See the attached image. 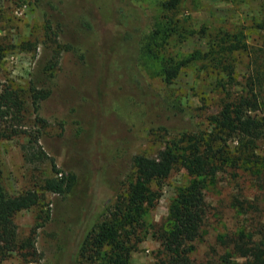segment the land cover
<instances>
[{
	"label": "rangeland",
	"instance_id": "obj_1",
	"mask_svg": "<svg viewBox=\"0 0 264 264\" xmlns=\"http://www.w3.org/2000/svg\"><path fill=\"white\" fill-rule=\"evenodd\" d=\"M48 1L0 0V89L20 102L18 112L3 107L0 114L1 184L9 195H38L13 217L17 237L32 246L0 264H70L82 235L123 204L134 155L177 152L185 134L211 129L208 116L221 96L211 50L223 37L256 38L255 23L264 22V0H177L172 8L163 6L166 0ZM124 31L134 36L131 67L115 71L127 58L113 46ZM182 60L165 81L163 65ZM246 60L237 56L239 81ZM35 91L45 95L33 103ZM258 153L263 167L264 143ZM260 175L241 164L203 179L206 212L192 242L194 263L225 256L223 264H250L234 256L228 240L264 224ZM50 178H62L64 192L46 189ZM189 180L178 166L150 182L154 198L130 236V264L160 262L154 231L168 222L170 204Z\"/></svg>",
	"mask_w": 264,
	"mask_h": 264
},
{
	"label": "trees",
	"instance_id": "obj_2",
	"mask_svg": "<svg viewBox=\"0 0 264 264\" xmlns=\"http://www.w3.org/2000/svg\"><path fill=\"white\" fill-rule=\"evenodd\" d=\"M163 3L164 7L172 8L177 0ZM57 12L61 14L58 8ZM83 24L90 26L87 21ZM255 28L258 34L256 38L248 40L245 36L236 35L223 37L211 50L208 62L218 75L221 91L217 111L208 116L211 129L198 134H185V144L177 152L165 149L153 157L134 155L131 158L133 181L128 184L120 202L123 204L115 206L116 212L111 219L103 220L96 229L91 227L82 235L70 264H130L129 254L133 247L130 236L141 224L142 208L152 203L154 198L149 184L153 180H163L178 166L185 167L190 180L178 188L169 207L168 222L154 231L162 254L158 264H223L228 261L223 256L218 263L210 260L194 263L190 253L206 212L203 194V179L206 176L215 174L223 166L247 164L252 171L261 173L259 178L264 189V166H261L262 159L258 153L260 145L264 143V22L255 23ZM124 32L126 34L123 33L113 46L115 52L119 48L125 51L127 58H121L119 69L115 65L111 67L115 71L131 67L127 48L134 36H130L128 31ZM153 39L155 36L149 41ZM146 49L149 50L148 46ZM1 50L0 47V58ZM238 55L247 58L240 81L235 72ZM79 56V60H82L83 54ZM183 63L182 60L175 64H164L162 75L165 81L176 76ZM35 80L40 82L38 78ZM43 95L45 93L35 91L32 94L33 103ZM3 107L7 110L14 107L17 112L20 107L13 92L6 89H0V114L7 111ZM231 141L234 142L233 148ZM62 183V178H50L45 180L44 187L61 193L65 190ZM37 200L38 195L34 190L7 194L1 184L0 172V261L12 251L32 246L29 238L20 240L17 237L13 217L17 211L34 206ZM116 214L118 217H115ZM256 227L254 233H238L228 241L234 256L249 258L247 261L250 264H264V224L258 222ZM255 234L258 238L253 239ZM99 258L101 263H96Z\"/></svg>",
	"mask_w": 264,
	"mask_h": 264
}]
</instances>
